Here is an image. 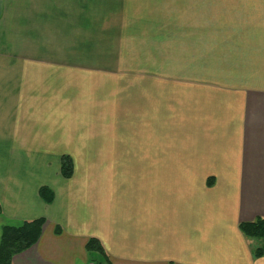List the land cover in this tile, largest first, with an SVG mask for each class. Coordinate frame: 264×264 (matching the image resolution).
Segmentation results:
<instances>
[{
    "label": "crops",
    "instance_id": "crops-1",
    "mask_svg": "<svg viewBox=\"0 0 264 264\" xmlns=\"http://www.w3.org/2000/svg\"><path fill=\"white\" fill-rule=\"evenodd\" d=\"M258 216L264 0H0V239L46 218L13 264H264Z\"/></svg>",
    "mask_w": 264,
    "mask_h": 264
},
{
    "label": "trees",
    "instance_id": "trees-1",
    "mask_svg": "<svg viewBox=\"0 0 264 264\" xmlns=\"http://www.w3.org/2000/svg\"><path fill=\"white\" fill-rule=\"evenodd\" d=\"M61 173L66 178H71L74 174V160L71 155L64 154L61 157ZM39 194L46 203H53L55 192L48 186H42ZM45 217L26 220L20 225L3 226L0 239V264H13V257L31 246L39 240ZM243 234L251 240L253 253L257 258L264 257V217L258 216L254 220L240 223ZM60 231V228H57ZM89 252L90 264H111L110 256L101 240L91 237L86 245Z\"/></svg>",
    "mask_w": 264,
    "mask_h": 264
}]
</instances>
